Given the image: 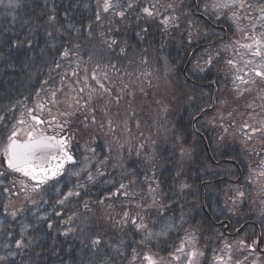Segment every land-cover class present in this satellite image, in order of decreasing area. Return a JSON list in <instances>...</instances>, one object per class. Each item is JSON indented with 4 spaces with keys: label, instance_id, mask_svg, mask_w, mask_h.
Returning a JSON list of instances; mask_svg holds the SVG:
<instances>
[{
    "label": "trees",
    "instance_id": "trees-1",
    "mask_svg": "<svg viewBox=\"0 0 264 264\" xmlns=\"http://www.w3.org/2000/svg\"><path fill=\"white\" fill-rule=\"evenodd\" d=\"M249 2L264 7V0ZM14 3L7 7L9 0H0V143L14 128L31 124L29 109H36L37 101L61 113L75 109L71 116L62 115L61 122L68 121L65 129L79 141L71 147L77 162L38 191H32L29 178L3 167L0 158V264H147L143 255L170 264L182 239L196 235L198 228L206 246L221 243L218 236L226 221L244 228L248 243L258 241L262 231L264 235V218L255 205L236 206L230 200L234 189L252 195L248 177L260 148L228 134L243 107L234 101L226 67L230 52L224 47L241 36L227 20V10L214 21L203 10L208 0H113L116 7L107 13L103 0ZM145 7L160 15L147 16ZM121 11L123 18L116 14ZM250 14L260 13L254 8ZM51 16L56 17L54 25ZM173 16L178 27L162 23ZM105 39L117 44L108 48ZM209 51L211 68L205 65ZM97 80L109 91L102 92ZM91 89L96 91L83 109ZM52 91L57 93L55 105ZM69 91L80 105L64 111L61 98ZM130 93L134 104L128 102L124 111L115 100L128 101ZM228 111L236 119L226 128L216 118ZM95 126L98 141L89 137L93 129L88 128ZM123 129L124 155L118 161L117 142L109 141ZM98 148H107L99 161ZM86 164L87 172L71 175ZM120 184L125 188L119 189ZM70 190L80 195L57 203ZM117 190L128 195H113ZM141 218L147 230L131 224ZM96 239L99 245L92 243ZM20 240L25 247H16Z\"/></svg>",
    "mask_w": 264,
    "mask_h": 264
},
{
    "label": "snow or ice",
    "instance_id": "snow-or-ice-1",
    "mask_svg": "<svg viewBox=\"0 0 264 264\" xmlns=\"http://www.w3.org/2000/svg\"><path fill=\"white\" fill-rule=\"evenodd\" d=\"M194 3H196V0H193ZM7 7H15L14 0H9V4L6 5ZM131 6V5H129ZM116 5L113 3V0H103L102 5V11L107 13L110 10L114 9ZM156 5L153 4L152 8H155ZM169 8L172 7V5H168ZM201 5L197 3V8H200ZM254 8H258V12L260 15L257 17H252L248 15L245 16V9H247L249 12H251ZM203 10L205 12H208L211 18L215 21L218 20L221 13L225 12V10H231V19L233 20H239L247 18L252 22L251 26V35H248L245 33V39L250 41L249 43L241 45V47L248 49L251 54L254 57H264V23H261V21H264V7L254 5L253 3H250L249 0H211L210 3H205L203 5ZM143 12L147 14V16L151 17L153 15H160L159 12L154 13L149 7H145L143 9ZM121 18L124 17V12H117L116 13ZM96 19H100V14L97 13ZM177 20V17H166L162 23L167 26L169 24V21H172V23L178 27V25L175 24ZM49 21L52 25L56 22V17L51 16L49 18ZM239 28V25H237ZM260 30L259 32L257 30ZM241 31H244L243 29H239ZM51 35V33H49ZM191 35V34H190ZM101 37H103V33H101ZM105 44H107L108 48H112L113 45L117 44V41L115 39H112L111 41L104 40ZM191 43V40L189 41ZM121 51L123 52L124 49L121 48ZM69 55V52L66 50L64 52V56L67 57ZM219 54L217 53V56ZM213 55L211 51L208 52L206 58H205V65L208 68H211L213 65ZM229 65H232L235 67V62L233 60H228L227 62ZM247 63H251V61H248L245 63V67L247 66ZM262 63H264V60H262ZM57 67H60V65H57ZM198 70L203 72L205 69L200 68L198 66ZM255 72V75L264 77V71H258L256 69H253ZM67 75V73H65ZM73 76L76 75V72L72 73ZM106 78V74H105ZM93 79H96L95 75H93ZM236 79L240 80L241 82H247L244 80L243 76H237ZM45 84L48 82L45 81ZM97 83L99 84V89L102 92H108L109 90L105 88L103 83H100L99 80H97ZM81 92L84 91L83 88L80 89ZM95 89H91L89 91L88 100L84 102L83 105H81V108L87 109L88 101L92 99V94L95 92ZM56 91L51 92V100L50 102L55 105L56 104ZM73 105H80V100L75 97L69 98V107H73ZM251 107V105H249ZM44 108V105L37 104L36 109H29L30 118L32 121L35 122L36 125L49 123L48 121H45L40 118L38 115H31V113L35 110H42ZM75 111V109H74ZM73 112H64L62 115L64 116H71L74 114ZM91 111H95L92 109ZM49 113H51V109H49ZM2 117H0V121H2ZM92 122L95 123V117L93 116ZM20 124H25L26 121L20 120ZM68 121L65 120L63 124H59V127L61 129L64 128L65 124H67ZM111 122L109 121V125ZM103 127V124L101 125ZM82 127H87L86 124H82ZM245 129H251L252 133L255 132H264V128H253L249 124L244 125ZM21 129L14 128L9 132V134L6 137V142L3 145H0V155H3L6 159L7 168L10 169L13 172L21 173L23 176L28 177L30 180L35 181L36 183L32 187V191H38L43 185L47 184L50 180L57 179L58 177L64 175V166L66 163H76L75 157L73 154L69 151L70 147V137L62 136L59 139H57L56 136H48L44 133L40 132L37 133L33 126H29V129L26 133V139H19ZM251 139V136L248 137ZM91 152H95V148L90 149ZM55 161V163H53ZM260 168L261 170L257 173L256 176L252 177L250 179V183L255 185L256 182L260 177H264V159H261L260 161ZM88 165H84L83 168H81L79 171H74L71 173L73 176H79L80 171L87 172ZM4 173H0V176H2ZM103 173H100L98 170V175H102ZM87 180L89 182H92L94 180V177L91 173L87 175ZM21 185L24 187L25 191L27 190V185L24 184L23 181H21ZM78 187H84L83 184H78ZM182 187H189L188 185H183ZM125 185L120 184L119 189H124ZM261 189L264 190V185H261ZM7 191V189H5ZM80 193L78 191H68L67 194L64 197V200H59L57 203L63 204L65 200H67L69 197L72 196H79ZM113 195H125L127 196V192L121 193L119 190H117L116 193H113ZM245 197V192L239 191L237 193V199H242ZM102 203V201H101ZM85 207L87 208V204H85ZM16 213L13 212L12 216L15 217ZM127 215V214H125ZM46 219V217H45ZM131 224L134 226L136 230H147L148 225L143 222V219L141 218L140 223H137L136 220H132ZM48 227H51V224L48 225ZM67 234V233H65ZM149 236L152 235L151 232L147 233ZM160 234H166L163 230ZM191 241H189L190 243ZM92 243L94 245H99L100 240L96 239L93 240ZM143 243V241H141ZM255 243V241L253 242ZM240 244L243 245L244 242L240 241ZM16 247H25L23 244V241H17ZM225 247L229 250L231 249V245L225 244ZM249 248H252L251 245L248 246ZM178 252L183 253L184 249L183 246L177 249ZM189 256V262L188 264H194V260L197 257V255H203V253H198L195 249L190 251L188 254ZM138 257L134 254L133 260L137 259ZM180 257L177 256L176 259H179ZM0 259H3V257H0ZM142 259L147 262V264H158V260L154 258L152 255H143ZM229 259H231V256L229 255ZM218 264H226L223 257L218 258ZM239 264V262H238Z\"/></svg>",
    "mask_w": 264,
    "mask_h": 264
},
{
    "label": "rangeland",
    "instance_id": "rangeland-1",
    "mask_svg": "<svg viewBox=\"0 0 264 264\" xmlns=\"http://www.w3.org/2000/svg\"><path fill=\"white\" fill-rule=\"evenodd\" d=\"M211 0L208 1L210 3ZM227 20L231 22L232 25L237 27L239 25L238 33L241 36H235L228 40L227 44L225 45V50L230 52V60H233L235 62V67L232 65L227 64V70L230 71L231 76H232V89H233V96H234V101L237 104L242 103L243 111L240 113V116H238V120H236L235 124L233 125L231 130H228V134L230 137L237 138L238 141L245 143L246 145L255 143V145H258L260 148L258 156L254 157L256 160V165L255 168L251 171L250 176L248 177V182L250 179L254 176L257 175V173L261 170L260 168V161L261 159H264V132H255L252 133L251 129H245L244 125L249 124L253 128H264V80H262V77L255 75V72L253 69H256L258 71H264V63H262V60H264V57H254L251 52L248 49H245L241 47V45L249 43L250 41L245 39V33L248 35H251V26L252 22L251 20L244 18V19H239V20H233L231 19V10H227ZM247 9H245V16L247 17L248 15L252 17H257L258 15L253 14L251 15ZM223 14V13H222ZM260 15V14H259ZM261 23H264V21H261ZM239 29H243L244 31H241ZM250 31V32H249ZM258 32L260 31L259 29L257 30ZM251 61V63H247V66L245 67V63ZM237 76H243L244 80L247 81L241 82L240 80L236 79ZM130 96L128 101L121 99L120 100H115L116 104H121V109L126 111L128 102L131 105L134 104V94L130 93ZM70 97H77V95L74 93V91H69L65 93L62 98H61V103L60 106L63 105V110L66 111L69 107V98ZM133 98V99H132ZM248 100V101H247ZM245 101V102H244ZM39 104L43 105L42 102L37 101ZM231 104H234L232 102ZM246 104V105H245ZM251 105V107H249ZM74 106V105H73ZM247 110H246V109ZM53 107L51 108V113H49V108H44L42 110H36L35 115L40 116L41 119L43 120H48V119H54L55 113L53 110ZM62 109V107H61ZM59 110V108H58ZM61 112V110H59ZM63 112V111H62ZM233 112L228 111L226 113H222L218 115L219 121H224L223 123L225 124V127L228 128V123L232 121L233 118ZM236 119V118H233ZM234 122V121H233ZM217 124L216 122H214ZM31 126L34 127L36 131H39V128L41 127L40 125H36L35 122L30 124ZM29 125V126H30ZM28 127H22L20 131V138H22L24 135L22 133L26 132L24 131L25 129H29ZM47 130L51 128H55L51 123H46ZM89 130L93 129L90 131L89 137L93 140H97L98 137V131L97 127L93 128H88ZM117 135V134H116ZM251 136V139L248 137ZM70 140L72 141V144L75 145L77 141H79V137L76 135H72L70 137ZM123 138H117L116 136H112L109 144L112 145L113 142H122ZM5 141L1 142L0 145H3ZM107 148H105V151H101L103 154L106 152ZM2 151V149H0ZM99 152V153H101ZM96 154V160L99 161L102 159L103 154ZM0 158L4 160V156L0 155ZM119 154H117V160L119 159ZM93 164V163H92ZM91 164V165H92ZM261 185H264V177H260L258 181L256 182L255 185L251 184L249 182L248 188L252 189V195L248 197L247 192H245V197L242 199H237V193L241 191L239 189H234V194L232 197H230L231 202L233 205L236 204V206H239L241 204L246 205L247 208L252 207L255 205V208H257L256 212L259 215V217H264V190L261 189ZM236 206H234L236 208ZM233 206H231L232 208ZM235 208L232 210L235 212ZM237 209V208H236ZM247 212V211H246ZM244 214V213H243ZM247 215V214H246ZM247 217V216H246ZM172 221H169L171 223ZM197 229V228H196ZM197 234L200 236L201 232L203 231L202 229L198 228ZM241 232V231H240ZM239 232V234H240ZM234 236L232 239L231 237L225 235L224 233H221L218 238H220L221 243L220 244H215L211 246H206L205 243L202 245L198 244V240H192L193 236L188 238L187 240H183L184 244V251L183 253L179 252V254H176L174 256L175 261H172L169 259L171 264H185L186 261L188 260L189 256L187 255L190 251L195 249L198 253H206L209 256V263L210 264H218V258L223 257L226 264H232L234 260H238L239 258L243 257L246 258L247 262L243 264H264V262H259V258H262L261 255L255 252H251L249 247H246L248 244H240V241H242V237L240 236ZM248 234H246L247 236ZM189 241H191L189 243ZM231 245V249L229 250L228 248L225 247V244ZM259 245V242H258ZM255 251V250H254ZM229 255L231 256V259H229ZM179 256V259H176V257ZM196 258H202V255H197ZM158 261V264H160Z\"/></svg>",
    "mask_w": 264,
    "mask_h": 264
},
{
    "label": "flooded vegetation",
    "instance_id": "flooded-vegetation-1",
    "mask_svg": "<svg viewBox=\"0 0 264 264\" xmlns=\"http://www.w3.org/2000/svg\"><path fill=\"white\" fill-rule=\"evenodd\" d=\"M229 229H230V228L226 229V232L228 233V235H230V236H234L235 233H233L232 231H229V232H228Z\"/></svg>",
    "mask_w": 264,
    "mask_h": 264
}]
</instances>
